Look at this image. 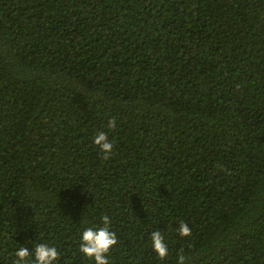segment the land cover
Segmentation results:
<instances>
[{"label":"trees","instance_id":"16d2710c","mask_svg":"<svg viewBox=\"0 0 264 264\" xmlns=\"http://www.w3.org/2000/svg\"><path fill=\"white\" fill-rule=\"evenodd\" d=\"M103 214L109 264H264V0H0V264Z\"/></svg>","mask_w":264,"mask_h":264},{"label":"clouds","instance_id":"9594fccd","mask_svg":"<svg viewBox=\"0 0 264 264\" xmlns=\"http://www.w3.org/2000/svg\"><path fill=\"white\" fill-rule=\"evenodd\" d=\"M117 126L115 119L108 121V128L114 130ZM94 143L103 152L105 159L112 155L113 142L109 140L108 133L98 132ZM87 223V221H85ZM179 236L188 237L192 233V227L181 221L176 229ZM152 250L161 260H166L169 255V245L165 234L159 230L150 233ZM116 233L111 230V218L103 214L100 218V225L87 227L80 235L79 251L90 258L94 264H109L108 253L117 244ZM14 264H56L60 253L55 246L45 243H36L33 248L20 246L14 252ZM188 256L181 250L177 254L175 264H187Z\"/></svg>","mask_w":264,"mask_h":264}]
</instances>
